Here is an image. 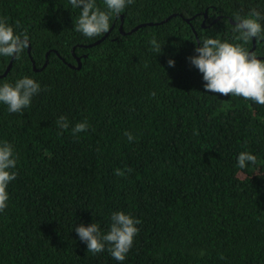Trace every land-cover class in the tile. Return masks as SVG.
<instances>
[{
	"label": "trees",
	"instance_id": "obj_1",
	"mask_svg": "<svg viewBox=\"0 0 264 264\" xmlns=\"http://www.w3.org/2000/svg\"><path fill=\"white\" fill-rule=\"evenodd\" d=\"M253 8L264 16V0H134L87 47L105 33L76 32L69 0H0V18L29 37L2 77L11 57L0 56V84L40 85L22 114L0 103V144L17 159L0 264H264V106L205 92L187 59L203 39L241 43L232 17ZM251 52L264 60V41ZM240 152L256 163L240 169ZM116 211L140 221L124 261L87 252L75 232L106 234Z\"/></svg>",
	"mask_w": 264,
	"mask_h": 264
},
{
	"label": "clouds",
	"instance_id": "obj_2",
	"mask_svg": "<svg viewBox=\"0 0 264 264\" xmlns=\"http://www.w3.org/2000/svg\"><path fill=\"white\" fill-rule=\"evenodd\" d=\"M106 10L96 7L95 0H69L73 8L80 9V15L75 21L74 30L85 37L94 38L109 31L110 19L119 15L127 5L134 0H103ZM264 20L261 12L251 9L246 16L235 14L232 17L234 26L232 32L234 39L241 43L221 41L219 38H207L199 42L195 48L197 55L188 57L190 64L201 74L205 82V92L223 96H236L244 100H251L264 106V60L258 59L254 52H250L243 45L256 40L264 41V28L259 21ZM18 25V22H17ZM153 50L161 52V44L155 39L150 41ZM29 46V37L26 31L15 34L13 27L7 23L6 18H0V56L20 59L21 54ZM168 65L174 66L169 59ZM40 91V85L32 78L23 77L14 84L7 82L0 84V103L7 105L9 113H21L31 104L32 97ZM155 96V93H151ZM61 130L69 128V121L63 115L56 120ZM87 122H80L72 127L75 136L88 128ZM124 135L129 142L135 137L125 131ZM256 163V157L249 152H240L237 156V166L244 169L247 163ZM17 159L13 147L4 142L0 144V212L7 207L9 199L8 184L16 179ZM114 175H122L119 169ZM111 224L106 234H101L96 223L88 226L81 224L75 228L79 239L87 245V252L93 255L107 251L117 261H124L131 249L134 237L138 233L136 225L140 223L122 211L111 214Z\"/></svg>",
	"mask_w": 264,
	"mask_h": 264
},
{
	"label": "water",
	"instance_id": "obj_3",
	"mask_svg": "<svg viewBox=\"0 0 264 264\" xmlns=\"http://www.w3.org/2000/svg\"><path fill=\"white\" fill-rule=\"evenodd\" d=\"M186 21H188V20H186ZM232 23V22H231ZM153 23H147V24H140V25H137V26H135L133 29H131V31H134L135 29H137V28H139V27H142V26H144V25H152ZM233 24V23H232ZM119 30H120V28H119ZM107 34H108V32H106L99 40H97L96 42H94V43H92V44H90V45H87V47H91V46H93V45H95V44H97L99 41H101L105 36H107ZM121 34H123V33H121ZM252 43V47H251V49L249 50L250 52L252 51V49L254 48V40L251 42ZM27 53H29V48H27ZM258 58V57H257ZM258 59H260V58H258ZM13 60V57H11L10 58V60H9V62H8V64H7V66H6V68H5V70H4V72L2 73V75H1V77L2 76H4L5 74H6V72L8 71V69H9V67H10V65H11V61ZM30 61H31V59H30ZM75 61H76V69H79V65H80V62H79V58H76L75 59ZM31 66H32V69H33V71H40L43 67H44V64L39 68V69H35L34 68V65H33V62L31 61ZM67 66H69V67H71L70 65H67Z\"/></svg>",
	"mask_w": 264,
	"mask_h": 264
}]
</instances>
